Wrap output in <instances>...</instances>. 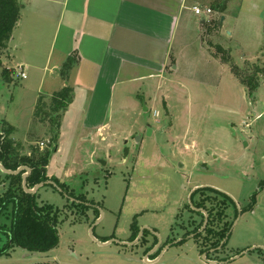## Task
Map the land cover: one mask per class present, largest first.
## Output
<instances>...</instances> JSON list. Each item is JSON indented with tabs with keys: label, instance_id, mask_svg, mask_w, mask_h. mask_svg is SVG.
<instances>
[{
	"label": "rangeland",
	"instance_id": "rangeland-1",
	"mask_svg": "<svg viewBox=\"0 0 264 264\" xmlns=\"http://www.w3.org/2000/svg\"><path fill=\"white\" fill-rule=\"evenodd\" d=\"M239 3L211 0L213 25L199 31L201 36L191 33L192 46L183 51L165 84L153 79L121 84L122 77L110 110L102 113L109 88L104 77L94 101L78 90L72 107L53 110V93L64 85L62 69L59 75L53 68L61 55L55 49L51 53V43L36 46L29 39V45L10 52L15 58L7 48L0 50V135L12 127L13 158L47 160L45 173L65 187L61 193L52 181L37 192L40 206L49 204L59 212L58 245L48 252L16 247L11 256L0 257V264H264V189L259 186L264 181V80L255 72L264 63V37L255 48V23L246 17L236 27L242 47L224 29L219 36L225 17L219 9L238 15ZM23 16L14 37L31 30L34 19L29 13ZM232 16L224 26L230 30L236 25ZM200 37L206 47L200 42L195 46ZM221 50L229 52L231 62L221 59ZM19 58L47 70L27 66L22 79L18 69H10L11 79L5 81L3 68ZM232 64L241 79L257 77L259 88L252 97ZM9 184L0 169V197ZM198 187L213 188L233 201L225 203L224 221L233 224L219 255L203 254V231L200 238L191 235L207 214L204 208L205 213L196 212L199 195L191 198ZM253 195L255 203L249 207ZM0 223L8 226L9 220L1 217Z\"/></svg>",
	"mask_w": 264,
	"mask_h": 264
},
{
	"label": "crops",
	"instance_id": "crops-1",
	"mask_svg": "<svg viewBox=\"0 0 264 264\" xmlns=\"http://www.w3.org/2000/svg\"><path fill=\"white\" fill-rule=\"evenodd\" d=\"M210 1L22 0L21 18L12 33L7 50L8 53L11 51L17 53L20 47L29 45L31 39L36 46L41 42L51 43V50L55 49L54 51L61 55L53 67L59 75L66 60L69 57L75 59V65L68 77L65 79L61 75L64 87L66 85L70 87V83L73 85L72 80H74L73 92L85 91L89 93V100L92 97L94 101L98 85L102 77L105 78L107 88L109 85L106 92L108 103L104 102L100 111L107 112L111 108L112 93L122 77L121 84L147 79L157 80L158 85L165 84L167 75L178 69L176 62L182 60L183 51L192 46L191 33L199 35V31L202 32L203 28H207L209 22L214 20V9L208 5ZM194 6L211 9L212 13L203 14V18L196 16L193 11ZM224 9H219L225 16L219 36L223 37L224 32H229V37H233V40L235 39L242 47L243 37L236 27L240 26L242 17H246L249 22L255 23V26H252L255 32L252 33L257 42L255 48H258L264 37V0H240L238 15L232 13L231 9L223 13ZM27 13L34 19L31 23L29 22L31 24L29 34L27 29H22L19 36L14 37V32L23 24V15ZM228 15H233V20L236 21L233 30L224 27L227 24ZM56 21V30H54ZM44 38L47 40H43ZM196 42L206 47L201 37L199 40H194V44ZM52 51L53 54L54 51ZM241 51L244 53L243 48ZM10 56L15 58V55L11 53ZM246 60L258 65L251 59ZM37 65L29 61V58H19L14 66H6L3 70L17 71L18 67H22L25 71L27 66L36 67L38 72L47 70L46 65L43 68ZM260 67L264 69V63ZM141 70H146L148 74L139 75ZM262 79L264 80V75ZM72 105L73 103L70 107ZM104 126H99L98 132L101 133ZM48 169L49 166L46 167V170ZM48 176L51 178V175L48 174ZM47 262L40 263L48 264ZM218 263L220 262H214V264Z\"/></svg>",
	"mask_w": 264,
	"mask_h": 264
},
{
	"label": "trees",
	"instance_id": "trees-1",
	"mask_svg": "<svg viewBox=\"0 0 264 264\" xmlns=\"http://www.w3.org/2000/svg\"><path fill=\"white\" fill-rule=\"evenodd\" d=\"M23 9L22 0H0V50L8 47V43L12 38V33L21 18ZM213 25V22H209ZM224 53L225 55H222ZM221 59L224 62H231V56L227 51H220ZM217 56V53H216ZM75 65V59L68 58V61L62 67V77L67 78L70 70ZM232 69L235 76L240 80V83L247 88L249 96H253L259 88V82L255 74L247 80L240 78L238 67L232 64ZM255 72H261L264 75V69L255 67ZM10 70L4 69L2 76L5 81H10ZM73 89L64 87L60 91L55 92L52 99L51 107L56 112L66 109L73 101ZM38 103H41L39 100ZM38 110L34 112V116L38 117ZM12 127L6 130V133L0 135V164L7 170L16 171L19 167L26 166L31 172L26 179L28 189H33L36 185L53 181L61 189V193H65L64 184H60L54 178H48L44 171V167L48 166L47 160L43 159L38 162L29 158L14 159L12 152V141L10 133ZM22 171L19 175H8L10 184L7 190L0 197V218L5 217L9 220V225L0 223V241L4 238L0 245V257H8L13 248H21L30 252H48L58 245V214L57 210L45 204L40 206L37 201V192L29 194L23 188ZM54 179V180H53ZM260 189H264V181L260 183ZM208 192V193H207ZM210 192V194H209ZM215 193V194H214ZM222 195L224 199L220 200L216 195ZM198 194L199 200L194 204L196 209L204 208L207 210L208 223L203 230L204 241L201 246L204 248L203 254H208L212 249L218 251L221 247L227 245L232 223L224 221L228 214L226 213V202L233 201L225 194L216 191L213 188L199 187L198 190L192 193V196ZM191 196V198H192ZM253 195L252 203H255ZM81 200V199H77ZM84 202L83 200H81ZM208 201L211 204L208 205ZM212 201H214L212 203ZM82 204V203H81ZM222 226L219 224L222 223ZM204 222L201 225L203 227ZM217 226V228H216ZM201 230V229H200ZM199 230V231H200ZM199 231H195L192 237L200 238ZM181 240L180 242H183ZM177 242V243H180ZM176 243V244H177ZM206 248V249H205ZM240 254V253H238ZM237 255V254H236Z\"/></svg>",
	"mask_w": 264,
	"mask_h": 264
},
{
	"label": "water",
	"instance_id": "water-1",
	"mask_svg": "<svg viewBox=\"0 0 264 264\" xmlns=\"http://www.w3.org/2000/svg\"><path fill=\"white\" fill-rule=\"evenodd\" d=\"M221 20L223 21L224 18L222 17ZM145 110H147V109L145 108ZM0 169H1L3 172H5L6 174H8V175H19V174L22 173V171H27V174H25V173L22 174V180H23V188H24L25 192H27V193H29V194H35V193L37 192V190H39V189H40L41 187H43L45 184H52L51 181H47L46 183L38 184V185H36L32 190H29V189L27 188V184H26V179H27V177L29 176V174H30V172H31V170H30L29 168L22 166V167H19L16 171H12V170H7V169H5V168L0 164ZM198 189H199V187L196 188L193 192H195V191L198 190ZM193 192H192V193H193ZM191 196H192V194H191ZM196 211H201V212H204V213H205V211H203V210H201V209H196ZM205 215H206V218H205L204 225H203V227L201 228V230H200L199 232H202V231L204 230V228L206 227L207 223H208V215H207L206 213H205ZM253 249H254V248H252V249H250V250H247V251L241 253L240 255H244V254H246V253L252 251ZM203 258H205V256H203Z\"/></svg>",
	"mask_w": 264,
	"mask_h": 264
},
{
	"label": "built area",
	"instance_id": "built-area-1",
	"mask_svg": "<svg viewBox=\"0 0 264 264\" xmlns=\"http://www.w3.org/2000/svg\"><path fill=\"white\" fill-rule=\"evenodd\" d=\"M193 11L196 13V14H206V15H209L212 13V10L211 9H203L201 7H198V6H194L193 7ZM18 76L22 79H26L27 78V75L25 73V71L23 70L22 67H19L18 68ZM41 146H43L44 144L41 143L40 144Z\"/></svg>",
	"mask_w": 264,
	"mask_h": 264
},
{
	"label": "flooded vegetation",
	"instance_id": "flooded-vegetation-1",
	"mask_svg": "<svg viewBox=\"0 0 264 264\" xmlns=\"http://www.w3.org/2000/svg\"><path fill=\"white\" fill-rule=\"evenodd\" d=\"M196 212L198 213L199 211H196ZM220 250H221V248H219V250L215 252L214 249H212L210 252L213 253V254H218L219 255V251ZM207 256H209V254H207Z\"/></svg>",
	"mask_w": 264,
	"mask_h": 264
}]
</instances>
